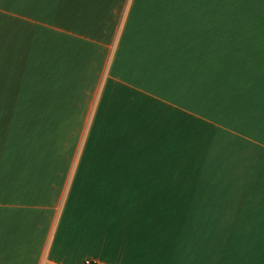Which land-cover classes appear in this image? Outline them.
Here are the masks:
<instances>
[{"label": "crops", "instance_id": "crops-1", "mask_svg": "<svg viewBox=\"0 0 264 264\" xmlns=\"http://www.w3.org/2000/svg\"><path fill=\"white\" fill-rule=\"evenodd\" d=\"M214 1L0 0V264H63L53 242L79 214H100L81 234L104 264H264V36ZM97 60L99 139L45 162L60 76L94 73L90 93Z\"/></svg>", "mask_w": 264, "mask_h": 264}, {"label": "rangeland", "instance_id": "rangeland-1", "mask_svg": "<svg viewBox=\"0 0 264 264\" xmlns=\"http://www.w3.org/2000/svg\"><path fill=\"white\" fill-rule=\"evenodd\" d=\"M214 2H217L216 0ZM222 4H230L228 19H231V24L233 25V15L236 17L237 21V33L252 36V37H261L264 36V0H220ZM235 6V11L234 6ZM221 18H226V16L222 13ZM111 45V44H110ZM109 49V48H108ZM109 57L105 64V69L108 67V63L110 62L111 54L113 52V46L110 47ZM74 54V52H73ZM70 56L67 58V65L70 69H73L72 72L78 73L80 64L83 60L80 61V57L78 54ZM96 55H98L96 53ZM100 61V60H99ZM98 62V60H97ZM105 62V58H104ZM100 64L99 62L96 64L97 77L98 82L95 86V89L92 92L85 93L84 90L80 89L85 86V79L88 77L91 80L95 79L94 73H87L82 75H61V91H60V99H61V108L60 110V118L57 117V111H55V117L53 116V112L49 110L45 113V121L44 125V146L46 150V160L45 162H50L52 160V150L59 149L60 150V161L61 163H79L83 161L85 149L90 145L95 143L101 134V125H100V111H101V103L100 100L103 98L102 93V81L105 80L106 74H100ZM103 67V66H102ZM75 73V74H76ZM85 78V79H84ZM46 80V79H45ZM48 80V79H47ZM49 81H51L49 79ZM70 81V84H69ZM32 84V82H30ZM68 84L71 87V90L68 89ZM37 91L40 94V90L42 91L41 81L37 83ZM48 86V85H47ZM43 87V91L47 94L48 87ZM69 92L71 94L69 95ZM36 91H34V94ZM33 96V95H32ZM73 106H69L68 102ZM47 109V108H46ZM56 109V108H55ZM94 136H97L94 138ZM94 138V139H93ZM98 138V139H96ZM39 143L42 144V139H39ZM70 149V153L68 150ZM76 151V152H75ZM71 159V160H70ZM195 163L197 166V161L195 158L190 157V161L188 163ZM186 189V188H185ZM196 188H190V197L194 198L196 196ZM213 190V188L211 187ZM195 199V198H194ZM195 205V204H193ZM104 215V214H103ZM106 216L108 220H111L113 214H107ZM115 216L117 214H114ZM136 215V214H134ZM186 216V214H173L174 222L180 221L175 220L180 216ZM191 214H188L187 220L190 218ZM122 216V214H119ZM127 216V214H126ZM100 217V214H79V217L76 220H73V217L68 215V220L66 216L60 223V231L65 230L68 225L71 228L76 224L77 226L73 229L77 230V235H70L69 239L65 237L63 238L60 233L55 236V241L52 246V254L51 257L56 259L57 261H61L63 264H75L78 261H83L86 257L93 258L99 260L101 262L106 261V258H109L112 253L107 254L105 251V255L102 256L101 252H96L95 249H99V245L92 244L89 249L84 248V244L82 243L85 238L83 236L85 234H81L84 231H93L92 238L95 239L98 237V234H95L96 231L100 230L99 223H97V219ZM104 217V216H103ZM101 220V219H100ZM185 220V217H184ZM87 221V223H86ZM190 221V220H188ZM192 221H195L192 220ZM87 224L82 227V224ZM17 223H14V226H17ZM90 232V233H91ZM89 237V236H88ZM100 250V249H99ZM88 252H90L87 256L84 257ZM109 264V263H108Z\"/></svg>", "mask_w": 264, "mask_h": 264}, {"label": "built area", "instance_id": "built-area-1", "mask_svg": "<svg viewBox=\"0 0 264 264\" xmlns=\"http://www.w3.org/2000/svg\"><path fill=\"white\" fill-rule=\"evenodd\" d=\"M82 264H104L102 262H99L93 258H84L83 261H82Z\"/></svg>", "mask_w": 264, "mask_h": 264}]
</instances>
